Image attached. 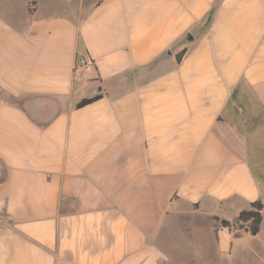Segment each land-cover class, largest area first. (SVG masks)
Segmentation results:
<instances>
[{
	"label": "crops",
	"instance_id": "crops-1",
	"mask_svg": "<svg viewBox=\"0 0 264 264\" xmlns=\"http://www.w3.org/2000/svg\"><path fill=\"white\" fill-rule=\"evenodd\" d=\"M0 264H264V0H0Z\"/></svg>",
	"mask_w": 264,
	"mask_h": 264
},
{
	"label": "trees",
	"instance_id": "trees-1",
	"mask_svg": "<svg viewBox=\"0 0 264 264\" xmlns=\"http://www.w3.org/2000/svg\"><path fill=\"white\" fill-rule=\"evenodd\" d=\"M185 51L182 50L176 53L177 61H180L182 54ZM261 209L262 203L259 200L253 201L250 203L248 209H243L239 212L236 222L244 226L252 234H256L259 230L260 220H261ZM221 225L228 226L229 221L221 219Z\"/></svg>",
	"mask_w": 264,
	"mask_h": 264
},
{
	"label": "water",
	"instance_id": "water-1",
	"mask_svg": "<svg viewBox=\"0 0 264 264\" xmlns=\"http://www.w3.org/2000/svg\"><path fill=\"white\" fill-rule=\"evenodd\" d=\"M188 38L190 39V38H192V36L189 35ZM169 54H171V52L168 50V51L166 52V55H169Z\"/></svg>",
	"mask_w": 264,
	"mask_h": 264
},
{
	"label": "rangeland",
	"instance_id": "rangeland-1",
	"mask_svg": "<svg viewBox=\"0 0 264 264\" xmlns=\"http://www.w3.org/2000/svg\"><path fill=\"white\" fill-rule=\"evenodd\" d=\"M220 221H218V223H219Z\"/></svg>",
	"mask_w": 264,
	"mask_h": 264
}]
</instances>
